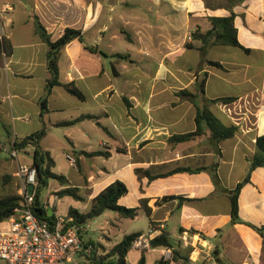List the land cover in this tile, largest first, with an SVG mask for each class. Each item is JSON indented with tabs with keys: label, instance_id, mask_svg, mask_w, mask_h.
<instances>
[{
	"label": "crops",
	"instance_id": "crops-1",
	"mask_svg": "<svg viewBox=\"0 0 264 264\" xmlns=\"http://www.w3.org/2000/svg\"><path fill=\"white\" fill-rule=\"evenodd\" d=\"M4 4L12 9L1 12ZM231 12L239 42L249 51L208 45L203 54L202 41L193 34L211 29L210 17ZM37 19L52 41L67 28L80 31L61 51L59 80L74 82L85 99L54 86L42 104L51 73ZM3 38L11 46L9 54L0 50L3 179L15 178L20 164H33V155L28 149L31 161L21 163L4 160L1 153L12 156L17 139L46 129L40 146L55 160L53 171L85 197L81 213L119 180L128 188L119 204L138 208L133 220L146 216L149 223L148 232L131 227L123 237L147 235L152 227V239L170 236L172 248L133 246L129 264L143 255L147 264H204L214 249L213 264H264V237L248 225L264 226V168L254 169L241 190L239 215L245 223H232L227 193L247 176L257 138L264 135V0H0V44ZM224 97L237 98L228 104L232 116L222 102L210 108L223 123L238 127L234 137L217 144L203 126L190 140H171L195 132L198 109ZM65 121L76 122L60 125ZM60 155L75 157L77 167L68 161L73 174L61 170ZM178 168L204 170L172 173ZM137 169L157 177H140ZM63 188L53 186L51 193ZM51 193L40 198L41 205L58 218ZM101 216L112 220L101 226L98 244L87 223L82 225L83 239L100 249L99 257L123 239L113 242L124 222L119 213V218L108 211ZM175 251L178 261H173Z\"/></svg>",
	"mask_w": 264,
	"mask_h": 264
},
{
	"label": "trees",
	"instance_id": "trees-1",
	"mask_svg": "<svg viewBox=\"0 0 264 264\" xmlns=\"http://www.w3.org/2000/svg\"><path fill=\"white\" fill-rule=\"evenodd\" d=\"M209 21L211 23V29L206 32L196 31L193 34L194 39L202 41V46L200 50L204 54L208 45L211 46H233L244 49L240 44L238 39V30L235 26V13L231 12L229 16L224 17H210ZM36 31L41 39L48 45V67L51 73V78L48 80L45 96L42 99V104L45 106L47 103V97L49 96L52 88L54 86H62L70 94L78 97L79 99H85L83 92L76 86L74 82L62 83L59 80V62L61 57L62 49L69 44L73 39L80 36V31L67 28L64 34L56 41H52L51 36L47 33L45 27L36 20ZM187 46H192L187 44ZM0 50L9 54L11 51V46L6 38H3L0 44ZM249 51L248 49H244ZM217 67H223L222 64L215 61H207ZM186 93V91H184ZM237 100L235 97H224L219 99H214L209 102V105L200 107L196 116L197 129L195 132L176 135L171 138L172 141L182 142L192 139L195 136H199L203 133V126L208 127L211 131L213 138L216 140L217 144L232 138L238 132V127L235 125H226L223 121L211 110L210 104H215L217 102H222L225 104L233 103ZM82 118H91V116H84ZM81 118V119H82ZM80 120V119H79ZM78 121V120H76ZM76 121H65L60 123V125H70ZM46 134V129H42L24 139H17L14 142L13 148L16 151L28 152V149L32 151L33 155V165L38 169L39 177V188L36 194V205L34 208L35 214L41 220H47L50 223H54L56 220L55 214L50 215L48 210H45L41 205V187H47L49 180H56L63 189L59 190L56 194L59 197L70 196L77 201H85V197L80 194V189L74 186H68L69 181L64 175H59L53 171L55 167V160L50 155L49 152L44 151L40 146V141ZM256 154L251 162V168L237 187L231 191H227L231 200V216L232 223H245L239 215V196L243 187L251 181L252 171L258 167L264 168V135L257 138L256 141ZM220 150L217 148V154ZM87 154V153H85ZM204 170V168L189 169V168H178L172 173L179 171L197 172ZM137 175L147 176L150 180L155 179L157 176H153L148 171L142 169L136 170ZM171 173V174H172ZM215 180L218 183V174L215 173ZM12 177L10 175H5L4 179L8 180ZM16 178V177H15ZM128 188L122 181H115L106 187L100 194H98L91 202L90 209L86 213H81L78 209L71 207L68 211V217L73 218L74 224L77 226L85 225L90 219L101 216L106 211L118 212L124 218L133 219L138 215V208H127L119 204V199L127 194ZM170 197H165L163 200L169 199ZM22 197L19 193H8L0 195V223L5 222L13 213L15 208L20 204ZM150 212V211H148ZM256 232H258L262 237H264V226L257 227L248 224ZM191 232H195L192 230ZM143 233H132L125 235L123 239L116 245H114L109 250H106L107 255H101L96 261V264H129L127 261V256L132 250L133 244ZM151 248H172L173 242L167 233H162L150 241ZM97 248V247H96ZM213 256L218 257V251L213 250ZM97 255V253H95ZM180 258V253L178 251L174 252L173 261H178ZM170 261H165L169 263ZM137 264H147V259L145 255L138 261Z\"/></svg>",
	"mask_w": 264,
	"mask_h": 264
},
{
	"label": "built area",
	"instance_id": "built-area-1",
	"mask_svg": "<svg viewBox=\"0 0 264 264\" xmlns=\"http://www.w3.org/2000/svg\"><path fill=\"white\" fill-rule=\"evenodd\" d=\"M11 9L9 4H4L1 12L6 13ZM221 106L231 116L235 113L228 104L222 103ZM232 121L236 122L234 118ZM12 156H17L16 150L12 152ZM67 159L73 167H77L74 156L67 155ZM15 177L19 182V195L22 199L14 213L1 223L0 260L6 264H96L99 258L95 255L96 247L83 239V227L74 224L73 218L68 215L59 216L54 223H50L35 214L39 188L37 167L33 164H20ZM30 185L33 186L31 194ZM155 230L152 227L149 233L141 235L133 246L151 248L150 241ZM167 252L170 254L171 250L168 249ZM215 259L213 254L208 255L204 264H213Z\"/></svg>",
	"mask_w": 264,
	"mask_h": 264
},
{
	"label": "rangeland",
	"instance_id": "rangeland-1",
	"mask_svg": "<svg viewBox=\"0 0 264 264\" xmlns=\"http://www.w3.org/2000/svg\"><path fill=\"white\" fill-rule=\"evenodd\" d=\"M1 157L4 160L8 159L9 161H11L12 159L19 160L21 163L31 161V155L25 153L24 151H18V157H12L9 153H1ZM58 160H59V165L61 166V170H63V172L68 171L70 174L74 173L75 170L68 166L69 162H68L66 156L60 155L58 157ZM75 174H76V172H75ZM7 175H10V174H7ZM10 176L13 177L12 175H10ZM58 184L59 183L56 180H49V184H48L49 186L41 187V197L47 199V197L51 193V188L53 186L58 185ZM17 192L19 193V182L16 178L4 180L3 176H0V195H4V194H8V193H17ZM51 202H52V204H55L57 214L59 216H62V217L67 216L68 211L71 207L80 209L81 211L85 210V209H83L84 204L82 202L77 201L70 196H65V197L61 198L57 194L53 193L51 196ZM108 212L111 213L112 215H116L117 218H119L117 212H115V211H108ZM111 220L112 219H110L108 216H98V217H95L93 219H90L87 222V225L89 228V235L91 236V238L94 240V242L96 244H98L97 243L98 240L100 239V237H102L101 226L105 222L111 221ZM113 221H115V220H113ZM123 221L124 222L121 225L120 231L115 232V234L118 237L114 236L113 242H116V243L119 242L121 240V238L123 237V234L125 231L131 232V231H129V228H131V227H135V228H139V229L144 228L143 229L144 232H148L149 223H148L146 216H142L141 218H138L135 221L133 219H130V218H124ZM0 226H1V223H0ZM99 252H100V249L98 250V248H95V253H99ZM102 255H107V253L102 254ZM131 257H132V253H131ZM129 259H130V256H129ZM0 264H6V263L4 261L0 260Z\"/></svg>",
	"mask_w": 264,
	"mask_h": 264
},
{
	"label": "water",
	"instance_id": "water-1",
	"mask_svg": "<svg viewBox=\"0 0 264 264\" xmlns=\"http://www.w3.org/2000/svg\"><path fill=\"white\" fill-rule=\"evenodd\" d=\"M33 192V186L32 185H30L29 186V193L31 194ZM52 212V211H51ZM51 212H50V215H51Z\"/></svg>",
	"mask_w": 264,
	"mask_h": 264
}]
</instances>
